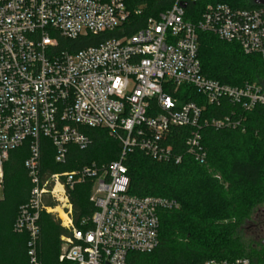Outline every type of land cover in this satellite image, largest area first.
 <instances>
[{
  "label": "built area",
  "instance_id": "obj_1",
  "mask_svg": "<svg viewBox=\"0 0 264 264\" xmlns=\"http://www.w3.org/2000/svg\"><path fill=\"white\" fill-rule=\"evenodd\" d=\"M160 1L161 10L149 0H0V185L10 152L28 141L25 168L32 188L15 231L28 234L34 264L44 212L56 214L70 233L61 238L60 264H131L129 254L152 253L159 244L160 212L178 204L130 195L126 154L139 149L156 162L180 164L183 157L171 141L175 129L187 128L186 153L204 164V128L242 131V110L264 105L260 86L210 80L198 57V34L208 32L264 61V5L235 9L209 4L191 22L186 8L198 0ZM138 24L136 32L127 33ZM114 32L123 35L59 49V39L76 42ZM180 88L195 90L208 105L227 101L235 110L222 118H204L203 105L176 97ZM82 128L108 130L122 145L120 158L102 168L91 164L43 174L41 139L51 142L55 161L65 164L70 146L86 150L92 144ZM88 180L95 212L80 221V228L70 193ZM46 198L56 207H46ZM205 264L253 263L242 258Z\"/></svg>",
  "mask_w": 264,
  "mask_h": 264
},
{
  "label": "trees",
  "instance_id": "obj_2",
  "mask_svg": "<svg viewBox=\"0 0 264 264\" xmlns=\"http://www.w3.org/2000/svg\"><path fill=\"white\" fill-rule=\"evenodd\" d=\"M217 3L235 9L257 7L255 0H198L187 5L186 20L197 22L207 5ZM149 4L161 10L164 3L149 0ZM139 28L138 24L127 33L133 34ZM122 35L114 32L76 42L59 39V49L74 50ZM198 42L204 77L232 87L256 84L264 91V61L259 56L246 55L238 44L221 41L208 32H199ZM176 97L182 103L192 101L203 105L204 118H222L235 110L227 101L219 107L208 105L193 89L180 88ZM242 114L245 116L242 131L202 130V144L207 151L204 164L186 153L185 143L191 133L187 128L175 129V138L171 141L183 157L180 164L156 162L139 149L126 154L123 163L127 168L130 195L161 197L178 204L176 209L160 212L158 247L149 254H129V263L205 264L209 260L247 258L253 264H264V105L252 111L242 110ZM82 131L91 139V146L86 150L70 146L65 164L55 161L51 142L41 139L43 174L72 172L91 164L102 168L120 158L122 145L108 130L82 128ZM29 155L27 141L11 151L4 164L0 264H30L29 236L15 231L21 207L29 202L31 194L32 184L25 168ZM92 187V181L88 180L76 185L70 193L74 223L80 228V221L95 212L90 202ZM44 204L56 207L49 198ZM252 227L259 231L257 240L245 237ZM69 235L53 214L42 213L37 264H60L61 238Z\"/></svg>",
  "mask_w": 264,
  "mask_h": 264
},
{
  "label": "rangeland",
  "instance_id": "obj_3",
  "mask_svg": "<svg viewBox=\"0 0 264 264\" xmlns=\"http://www.w3.org/2000/svg\"><path fill=\"white\" fill-rule=\"evenodd\" d=\"M3 199V189H2V186L0 185V200H2ZM50 214H52V213H50ZM54 215V217H55V219L56 220H58V221H60L61 222V220L57 217V215L56 214H53ZM261 236H263V235H261ZM245 237H246V239L247 240H257L258 239V237H259V231L257 232V230H256V228H250L248 231H247V233H246V235H245ZM61 243H62V240H61ZM61 248H62V244H61ZM30 257V256H29ZM37 262L36 263H38V260H39V255L37 254ZM29 263L30 264H34L33 262H31V260L29 259ZM40 261V260H39Z\"/></svg>",
  "mask_w": 264,
  "mask_h": 264
},
{
  "label": "water",
  "instance_id": "obj_4",
  "mask_svg": "<svg viewBox=\"0 0 264 264\" xmlns=\"http://www.w3.org/2000/svg\"><path fill=\"white\" fill-rule=\"evenodd\" d=\"M256 5H264V0H255Z\"/></svg>",
  "mask_w": 264,
  "mask_h": 264
}]
</instances>
